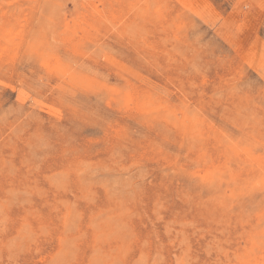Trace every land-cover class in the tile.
Instances as JSON below:
<instances>
[{"label":"rangeland","instance_id":"1","mask_svg":"<svg viewBox=\"0 0 264 264\" xmlns=\"http://www.w3.org/2000/svg\"><path fill=\"white\" fill-rule=\"evenodd\" d=\"M0 264H264V0H0Z\"/></svg>","mask_w":264,"mask_h":264},{"label":"bare ground","instance_id":"2","mask_svg":"<svg viewBox=\"0 0 264 264\" xmlns=\"http://www.w3.org/2000/svg\"><path fill=\"white\" fill-rule=\"evenodd\" d=\"M256 2V1H255Z\"/></svg>","mask_w":264,"mask_h":264}]
</instances>
